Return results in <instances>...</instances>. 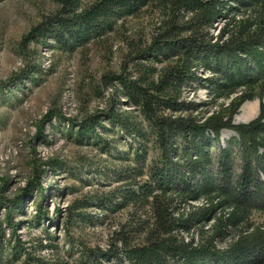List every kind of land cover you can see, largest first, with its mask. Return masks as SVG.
Returning a JSON list of instances; mask_svg holds the SVG:
<instances>
[{"label":"trees","instance_id":"1","mask_svg":"<svg viewBox=\"0 0 264 264\" xmlns=\"http://www.w3.org/2000/svg\"><path fill=\"white\" fill-rule=\"evenodd\" d=\"M145 14L156 16L151 33L125 34L119 71L100 77L116 102L68 120L81 144L126 163L121 184L82 208L94 201L104 212L128 210L129 223L106 248L71 246L66 253L78 251L75 264H264V236L251 222L254 212L264 214V101L255 119L234 123L264 88V0H58L23 41L51 39L73 53L105 43L125 21ZM40 73L24 71L17 82ZM200 89L208 100L190 99ZM221 100L229 102L210 114ZM225 131L235 137L223 144ZM114 134L125 144L115 154L116 140L107 138ZM21 207L20 198L7 206L8 219ZM70 220L103 222L79 211ZM36 247L53 254L50 264H69L58 246L40 240Z\"/></svg>","mask_w":264,"mask_h":264},{"label":"rangeland","instance_id":"2","mask_svg":"<svg viewBox=\"0 0 264 264\" xmlns=\"http://www.w3.org/2000/svg\"><path fill=\"white\" fill-rule=\"evenodd\" d=\"M57 4L58 0H0V264H50L53 254L37 249L40 240L58 246L66 261L75 264L80 254L73 251L69 257L66 252L71 246L106 248L112 233L129 223L128 210L104 212L94 201L82 208L86 200L101 197L121 184L118 176L126 163L95 145L81 144L68 120L81 121L116 102L112 91L102 88L100 77L119 71L126 52L125 34L147 37L156 16L128 19L105 43L95 41L73 53L61 52L51 39L25 43L24 37L50 16ZM34 69L41 72L36 79L17 82L24 71ZM200 74L204 78L209 75ZM254 95L239 109L235 124H247L257 117L264 88H257ZM190 99L205 102L208 94L200 89ZM228 102L221 100L208 111H218ZM255 102L256 114L246 122L236 121L242 108ZM121 110H128L126 104ZM232 137L233 133L223 132V144ZM107 138L116 140L113 154L125 149L115 134ZM18 198L23 210H12L8 219L7 206ZM75 211L96 215L103 222H70ZM251 222L256 235L264 236V214L254 212ZM18 242L19 254L14 258L13 247Z\"/></svg>","mask_w":264,"mask_h":264},{"label":"bare ground","instance_id":"3","mask_svg":"<svg viewBox=\"0 0 264 264\" xmlns=\"http://www.w3.org/2000/svg\"><path fill=\"white\" fill-rule=\"evenodd\" d=\"M258 110V103H248L242 108V114L236 118L238 122H246L253 117Z\"/></svg>","mask_w":264,"mask_h":264}]
</instances>
